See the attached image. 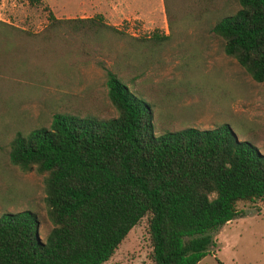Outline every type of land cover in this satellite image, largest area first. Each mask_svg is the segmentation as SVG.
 <instances>
[{
  "label": "trees",
  "instance_id": "trees-1",
  "mask_svg": "<svg viewBox=\"0 0 264 264\" xmlns=\"http://www.w3.org/2000/svg\"><path fill=\"white\" fill-rule=\"evenodd\" d=\"M201 1L208 9L216 0ZM236 3L210 32L222 39L226 56L263 82L264 0ZM46 19L37 33L0 20V65L71 35L98 47L104 36L130 37L131 48L99 66L114 117L55 113L47 127L16 132L9 141V162L43 175L50 228L40 239L30 211L0 214V264H102L142 217L151 264H196L212 234L238 217V201H264V153L227 125L153 135L151 105L129 86L166 35L153 29L127 36L98 14L56 18L48 11Z\"/></svg>",
  "mask_w": 264,
  "mask_h": 264
},
{
  "label": "rangeland",
  "instance_id": "rangeland-1",
  "mask_svg": "<svg viewBox=\"0 0 264 264\" xmlns=\"http://www.w3.org/2000/svg\"><path fill=\"white\" fill-rule=\"evenodd\" d=\"M159 3V14L144 20L113 17L105 0H0V20L37 33L48 11L56 18H71L64 14L70 12L82 18L98 14L131 37L156 29L167 39L149 52L142 75L129 86L151 105L153 135L227 125L264 153V81H253L210 32L216 20L238 8L236 0H216L208 9L201 0H166L168 22ZM65 40L54 47L43 43L35 52L24 49L0 65V214L30 211L40 239L50 228L43 175L12 165L9 141L16 132L47 127L55 113L114 117L99 66H109L117 51L131 48L130 37L104 36L102 47L75 35ZM236 209L238 217L212 234V245L196 264H264V201H238ZM150 252L142 217L102 264H151Z\"/></svg>",
  "mask_w": 264,
  "mask_h": 264
},
{
  "label": "crops",
  "instance_id": "crops-1",
  "mask_svg": "<svg viewBox=\"0 0 264 264\" xmlns=\"http://www.w3.org/2000/svg\"><path fill=\"white\" fill-rule=\"evenodd\" d=\"M113 17L146 18L159 14V0H105ZM65 16L74 17V13L65 12ZM145 20V19H144Z\"/></svg>",
  "mask_w": 264,
  "mask_h": 264
}]
</instances>
